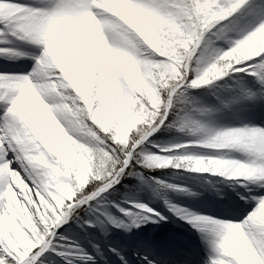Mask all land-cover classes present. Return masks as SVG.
<instances>
[{
    "label": "snow or ice",
    "instance_id": "obj_1",
    "mask_svg": "<svg viewBox=\"0 0 264 264\" xmlns=\"http://www.w3.org/2000/svg\"><path fill=\"white\" fill-rule=\"evenodd\" d=\"M124 7L143 26L142 32L126 22L121 15ZM86 16L100 24L104 38L89 69L92 87L87 93L71 58L77 35L87 39ZM261 32L264 0L254 5L246 0H34L31 4L0 0V44L9 45L0 47V56H27L33 62L30 70L0 71V264H58L44 254L50 250L63 257L59 244L67 238L56 228L69 214L82 228L99 226L105 232L106 222L130 230L140 223L166 219L138 202L136 189L125 193L122 204L115 187L124 177H136L163 196L162 189L178 186L155 177L148 180L144 169L166 165L246 178L239 182L244 192L238 194L246 204L253 203L254 210L238 222L196 215L167 199L165 204L184 218H193V226L214 249V257L205 264H241L226 247L232 231L242 235L264 264V220L260 219L264 127L213 126L214 113L236 99L264 105V40H255ZM12 37L40 50L12 48ZM249 44L252 47L240 55L239 50ZM108 49L129 56L135 65L130 77L112 66L130 121L123 141L118 123L105 125L103 113L98 114L97 90L108 71ZM247 76L253 78L252 86ZM221 77L228 79L205 94H215L216 105L193 95L192 90ZM225 87L235 89V95L221 94ZM23 97L31 101V107L19 106L18 99ZM170 129L187 132L189 138L158 143L154 134ZM198 145L235 148L247 155L244 160L222 159L218 154H200ZM68 146L93 158L84 183L74 172L63 174L62 160L71 155ZM198 160L208 166L194 167ZM62 184L71 187L70 195L60 191ZM102 194L111 197L107 203L118 209L117 215L103 207L106 196ZM130 203L135 204L131 210ZM100 251L95 248L88 259L95 262ZM120 259L122 264H132L126 254ZM140 264L164 262L146 253Z\"/></svg>",
    "mask_w": 264,
    "mask_h": 264
},
{
    "label": "bare ground",
    "instance_id": "obj_2",
    "mask_svg": "<svg viewBox=\"0 0 264 264\" xmlns=\"http://www.w3.org/2000/svg\"><path fill=\"white\" fill-rule=\"evenodd\" d=\"M20 3L23 4H31L34 0H19ZM109 3L118 2V0H108ZM258 0H247L246 4L254 5L257 4ZM243 7V6H242ZM130 11V10H129ZM239 11V10H238ZM131 17L135 19L136 17L131 13ZM134 16V17H133ZM87 22L83 25L84 33L87 36V39H84L77 35L76 39L73 40L72 44L75 47H78V44L84 46L87 44L92 45V49L99 50L104 44V38L101 32H98L95 28V19L90 17L86 20ZM264 32L258 33L255 37V40H263ZM80 40V41H78ZM31 45V44H30ZM248 46H252L249 44ZM33 47L30 49L37 50V47ZM4 56H0V59H3ZM110 59L118 60V53L113 49H108L107 51V61L110 63ZM5 68L13 71H23L30 70V67L25 65H14V66H4L0 64V71H3ZM21 99L19 106H21ZM25 107V106H24ZM253 113L251 114L248 111L246 105L241 106L240 108L235 109L232 113L233 116H217L218 114H214L213 126L217 127H243L248 125L249 127H264V108L262 106H258L253 109ZM37 126L39 125V121L36 120L34 122ZM181 140L179 137H173L170 140L164 142L165 144L177 142ZM201 146V145H200ZM205 149V154H209V152H213V154H218V158L222 159H240L244 160L246 157V153L235 148H208L202 145ZM200 148V147H199ZM210 150V151H208ZM67 152L71 155L67 159H63L62 163L64 165L63 174L71 175L74 172V169L71 166L73 163L76 152L70 147H67ZM212 154V153H211ZM69 163H66V162ZM59 171V170H57ZM82 180V177L80 178ZM60 191L66 195H70L72 189L70 186L66 184H62L59 186ZM199 193L205 194L206 189L204 186H200L198 189ZM136 196L138 198V202H142L148 204L149 207L155 208L156 211L160 212L161 215H165L164 210L169 211V215L166 216V219L160 221L159 223H140L139 226H133L130 230L125 229L123 227H116L110 222H106L103 226L104 229H107L105 232L99 226L97 227H86L82 228L76 221H73L71 224V228H67L69 218L61 225L56 228V231L61 234V236H66L67 242L60 243L59 247L64 250L63 257L59 256L56 252L46 251L45 256H52L58 262V264H122L120 256L126 254V258L132 262V264H140V261L143 259L142 251L134 250V256L136 259L132 258L129 255L130 248L128 243H132L134 237L139 236L143 239H146L147 246H143L141 250L146 252L150 256L154 255L158 259L162 260L164 264H185V262H189L191 264H205L206 254H194L191 250L185 249L183 252L177 253L172 251V249H168V247L164 246L169 241H178L181 243H185L188 239L195 238L197 239V246L200 249H203L207 254H211L214 257V249L211 248L210 244L207 243L204 239H202V233L196 227L193 226L192 219L193 218H184L183 214H177L172 211L167 205L164 207L160 205L153 198L152 194L149 190H141L136 192ZM174 201H170L173 205H176L180 209H186L189 212H193L196 215L208 216L213 220L224 221V222H238L244 218L245 212H229L230 207L235 205L236 202L234 199H229L226 203L217 202V200L211 195H204L199 198H190L187 196L180 195L175 197ZM110 198L106 197V201L103 203V207H108L112 209V214L115 216L118 213V209H115L113 205L108 204L107 200ZM121 203H125L124 197L121 198ZM135 207L134 203L129 204V209ZM144 211V210H138ZM230 219V220H227ZM125 223H131L130 220H125ZM172 224V225H170ZM200 232V233H198ZM230 242L226 243V247L229 250L231 255H234L238 261H241V264H262L259 257L256 256L255 252H253L249 246H247L246 240L243 239L242 235L237 234L235 231L230 232L229 234ZM205 241V243L202 241ZM133 246V245H130ZM135 246V245H134ZM133 246V247H134ZM161 246H164L162 254H158L157 250H159ZM101 249L100 252L97 253V257L99 259L89 260L88 256L92 255V252L95 248ZM186 248V247H183ZM112 249H116L117 252L113 253ZM179 250V249H178Z\"/></svg>",
    "mask_w": 264,
    "mask_h": 264
},
{
    "label": "rangeland",
    "instance_id": "obj_3",
    "mask_svg": "<svg viewBox=\"0 0 264 264\" xmlns=\"http://www.w3.org/2000/svg\"><path fill=\"white\" fill-rule=\"evenodd\" d=\"M247 1V0H246ZM130 11L124 7L121 15L124 17L126 22L131 24L133 27L137 29V31L142 32L143 26L137 21V19H133L131 17ZM134 17V16H133ZM10 35V34H9ZM12 43L10 47L12 48H20L25 51H30L33 47L32 45L28 44L25 41H21L18 38L12 37ZM264 40V39H263ZM80 41V40H78ZM80 44V43H79ZM78 44V47L76 48L74 44L71 45L72 53L71 58L74 63L78 66V79L87 93L91 87V71L89 70L90 67L95 63L96 59V53L98 50L92 49L91 44H86L84 46H81ZM9 45L0 44V47H6ZM252 46H244L239 50L240 55H245L247 51ZM40 48L37 47V50L39 51ZM118 53V52H116ZM111 64H108V71L105 76V81L102 86H100L97 90V95L101 99V107L98 109V114L103 113L104 115V124L111 126L118 123V126L120 128V137L119 139L121 141L126 139V129L128 126H130V121L128 117V111L125 106V102L120 94V88L119 84L117 83L114 74L112 73V66H116L120 72L125 74L126 76H131L133 71L135 70V65L132 63L129 56L118 53V60L114 62V60H109ZM32 60L25 56V57H19L16 59H7L3 58L0 59V64L4 66H14V65H25L27 67H32ZM75 75V74H74ZM228 79V77H221L218 78L217 81H211L209 85L200 86L197 89L192 90L193 95L197 98H202L209 106L216 105L218 102L216 100L215 94H209L205 95L206 93H209V91L212 89L213 85L219 84L221 81H224ZM245 79L248 81L249 86H252L253 78L251 76L245 77ZM258 87V86H257ZM236 90L225 87L221 90V94L225 96H233L235 95ZM20 104V100L18 101ZM21 106H28L31 107V101L27 97H23L21 99ZM246 105L248 108V111L252 114L254 111L253 109L257 108L258 106H262L264 108V105L262 104H256L249 98H239L234 101L229 107L224 108L214 114H218L217 116H226L231 117L233 116V111L237 108H240L241 106ZM33 115H36L35 112H33ZM38 120V119H37ZM39 121V120H38ZM55 135L59 136V133H56ZM154 137L156 138V141L161 144H165L164 142L170 140L173 137H179L182 139H188L189 134L187 132H179L176 129H170L167 131L161 130L158 133L154 134ZM69 148L71 146H68ZM199 149L200 154L207 155L204 152V147L201 145L197 146ZM200 147V148H199ZM174 154H179L176 152V150H173ZM210 151V150H208ZM213 154V152H209V154ZM66 163H69L68 161ZM93 164V158L90 155H84L83 153H77L75 155L73 163H71L72 168L74 169V173L77 177V179L80 181V183H84L87 179V176L89 172L91 171V167ZM148 170V171H147ZM158 171H161L164 173V175L158 176ZM73 173V172H72ZM146 179L150 180L153 177H155L158 180H164L167 183H173L178 186V189H187L188 191H181L178 189H162V192L164 193L163 196L156 195L152 189L145 183L144 180L136 177H131L129 179H126L124 182L116 185L115 187L119 189V192L117 195L121 198L124 197L125 193L129 189H136V192L141 190H149L152 194L153 198L162 206H166L165 199L169 201H174L176 198L180 195L187 196L190 198H199L204 195H211L213 196L217 202L226 203L229 199H234L236 202L235 205L232 204V206L229 209V212H245L244 217L252 210H254L253 203H245L243 200L240 199L239 194H243L244 188L240 181L246 180L244 177H233V176H224L221 175L218 172H196L193 171L190 168L184 167V168H176L173 165H166L165 167H158L154 166L150 169L146 168V172L144 171ZM173 174H179L177 176H174ZM168 176V177H167ZM82 177V180L80 179ZM171 179H170V178ZM198 177H203V181L197 179ZM131 181V182H130ZM251 183V182H249ZM204 186L206 189L205 194L199 193L200 186ZM264 191V189H262ZM219 193V195L217 194ZM239 193V194H238ZM107 197V194H102ZM110 198L111 197H107ZM165 215H169V211L164 210ZM261 220H264V213H261L260 216ZM230 220V219H227ZM71 214H69V220L68 224L66 225L67 228H71V224H73ZM172 225V224H170ZM200 233V232H198ZM146 240V239H145ZM191 243H197V239L188 240ZM147 242V241H146ZM205 243L203 240L202 243ZM227 242H230V238L228 235ZM251 249V248H250ZM203 252L206 254V259L209 260L213 258L211 254H207L204 250Z\"/></svg>",
    "mask_w": 264,
    "mask_h": 264
},
{
    "label": "clouds",
    "instance_id": "obj_4",
    "mask_svg": "<svg viewBox=\"0 0 264 264\" xmlns=\"http://www.w3.org/2000/svg\"><path fill=\"white\" fill-rule=\"evenodd\" d=\"M89 18H90L89 16H86L85 17L86 20L89 19ZM95 28H96V30L98 32H101L102 31L100 24L96 20H95ZM193 166L199 168V167H207L208 165H206L202 160H198V161H195L193 163Z\"/></svg>",
    "mask_w": 264,
    "mask_h": 264
},
{
    "label": "trees",
    "instance_id": "obj_5",
    "mask_svg": "<svg viewBox=\"0 0 264 264\" xmlns=\"http://www.w3.org/2000/svg\"><path fill=\"white\" fill-rule=\"evenodd\" d=\"M130 177H124L122 180H121V183L124 182L126 179H128Z\"/></svg>",
    "mask_w": 264,
    "mask_h": 264
}]
</instances>
